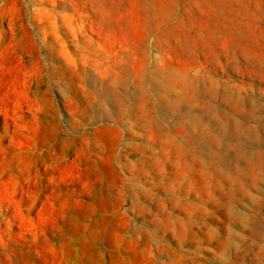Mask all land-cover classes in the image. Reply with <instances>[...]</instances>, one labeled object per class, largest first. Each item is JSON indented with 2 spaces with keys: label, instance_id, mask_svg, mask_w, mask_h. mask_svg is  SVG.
Instances as JSON below:
<instances>
[{
  "label": "rangeland",
  "instance_id": "rangeland-1",
  "mask_svg": "<svg viewBox=\"0 0 264 264\" xmlns=\"http://www.w3.org/2000/svg\"><path fill=\"white\" fill-rule=\"evenodd\" d=\"M0 264H264V0H0Z\"/></svg>",
  "mask_w": 264,
  "mask_h": 264
}]
</instances>
